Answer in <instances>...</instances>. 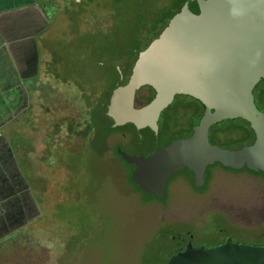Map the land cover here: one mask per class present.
I'll use <instances>...</instances> for the list:
<instances>
[{"label":"rangeland","instance_id":"374dc122","mask_svg":"<svg viewBox=\"0 0 264 264\" xmlns=\"http://www.w3.org/2000/svg\"><path fill=\"white\" fill-rule=\"evenodd\" d=\"M155 1L118 0L114 3L120 10L113 14L105 0H54L47 6L49 28L36 40L34 54L39 72L27 86L32 109L40 99L43 130L34 119L33 131L15 134L12 140L30 144L29 193L38 214L26 230L16 228L12 233L18 235L0 245V264H165L181 239L192 236L195 246L210 247L222 242L226 233L233 243L264 246V172H235L212 162L206 167L210 181L202 195L182 173L154 197L131 181L130 167L117 155L119 146L128 156L136 154L139 141L133 143L124 133L92 131L93 114L82 100V88L92 94V66L101 55L94 52L104 49L107 59L115 50L112 42L122 49L133 32L143 35L150 26L143 16ZM262 89L264 85L255 96L264 112ZM181 103H190L194 111L182 110ZM171 106L176 126L169 124L171 134H159L158 147H165L176 132L177 137H189L201 118L191 98L178 96ZM239 126L243 131L232 132ZM210 134L218 150H239L254 142L242 121H227ZM26 150L16 152L20 157ZM218 150L210 156L227 162Z\"/></svg>","mask_w":264,"mask_h":264},{"label":"water","instance_id":"95a60500","mask_svg":"<svg viewBox=\"0 0 264 264\" xmlns=\"http://www.w3.org/2000/svg\"><path fill=\"white\" fill-rule=\"evenodd\" d=\"M190 2L192 11L177 13L139 55L128 82L114 91L108 107L115 126L135 129L139 155L119 153L135 166L132 181L154 197L161 196L170 177L184 169L201 183L212 162L264 172V112L255 97L264 81V0ZM145 87L154 90V99L137 108L138 92ZM178 96L198 101L205 112L191 136L158 147L161 116ZM239 119L250 124L254 143L234 151L218 150L210 140L212 127ZM215 149L227 162L210 156ZM166 264H264V246L229 241L189 247Z\"/></svg>","mask_w":264,"mask_h":264},{"label":"crops","instance_id":"0c3cea01","mask_svg":"<svg viewBox=\"0 0 264 264\" xmlns=\"http://www.w3.org/2000/svg\"><path fill=\"white\" fill-rule=\"evenodd\" d=\"M53 1L0 0V245L15 236L12 232L16 228L24 226L19 231L26 230L27 222L33 223L38 214L29 193L33 189L29 187L32 160L26 150L30 144L12 140L15 134L33 131L34 119L43 130L40 99L33 101L36 105L32 109V92L27 86L39 72L34 61L36 40L49 28L46 8ZM22 126L25 129L19 128ZM17 149L26 152L19 157Z\"/></svg>","mask_w":264,"mask_h":264},{"label":"trees","instance_id":"16d2710c","mask_svg":"<svg viewBox=\"0 0 264 264\" xmlns=\"http://www.w3.org/2000/svg\"><path fill=\"white\" fill-rule=\"evenodd\" d=\"M82 1H81V3H78V4H84L88 0H84L83 2ZM105 1L109 4L111 3L110 5H112L111 7H113V8H111L112 11H109L111 14H113L114 11L119 12L120 7L116 6L114 3L115 1H118V0H105ZM190 1L191 0H171V1H168V3L164 4V5H160V3H159L160 0L155 1L153 9L150 10L149 12H146L143 16V19L147 20L150 23V26H147L146 32H143V35L140 34V36H137V31L133 32V35L130 38V43L127 46H126V44H124L122 49H120L118 46L115 45L114 42H112V45L115 46V50L112 51L111 56L107 59L104 58V54H103L105 52L104 49H101V51L97 50L94 52V54H101V55H97V58H99L100 60L96 59L97 62H95V65L92 66V94H91L89 89L82 88V92H83L82 100L84 101L87 110H89L93 114L91 116V121H92L91 126H92V131L96 135L103 130H107V133H109V134L119 132V133H124L125 135H127L128 139L130 137V139L132 140L133 143H136V144L138 143V137H137L136 131L133 127H129V126L117 127L114 125L113 119L108 115V107L110 104V97L118 87H121L128 82V79L132 73V69H133L139 55L144 50H146L149 47V45L162 33V31L167 26L169 21L177 13H179L182 9H185L187 13H190V11H192L194 6H193V4H191ZM74 3L77 4V2H74ZM109 44H111V43H109ZM263 85H264V81L261 82L257 86V88L255 89V92L260 86H263ZM141 91H142V93H140L141 97L136 99V107L137 108H142V107L148 105L154 99V96H155L154 90L150 87H145ZM260 97H261L262 101H264V89L260 90ZM188 98H190V97H188ZM194 101H196V100H194ZM196 102L199 105L197 112L199 113V116L201 115L200 117H202L204 112H205L204 107L198 101H196ZM256 104H257V102H256ZM257 106H258V104H257ZM172 108L173 107L170 106L165 112H163V114L161 116L163 118V123H162V125L159 123L160 137H161L162 133L165 134L166 132L167 133L171 132V126L169 124H173L176 126L175 122L178 118H174L175 115L170 116V114H169L171 112ZM181 109L185 110V111L193 110V106L190 103H181ZM259 109H260V107H259ZM198 121L194 125H197L199 123ZM236 121H242L244 124H246L248 126L250 132L253 134L254 141H255V133L251 129L250 124L241 120V119L234 120V121H228V122L235 123ZM160 122H161V120H160ZM225 122H227V121H225ZM225 122L220 123V124H224ZM220 124H218V125H220ZM218 125L212 127V129L217 128ZM212 129H211V131H212ZM237 131L238 132L243 131V128L239 126V127L232 130V132H234L235 134H237L236 133ZM192 133H193V130L191 131L190 134H192ZM169 134H171V133H169ZM176 134H177V132L173 133L172 136H174V135L175 136L170 137L167 145L171 144L175 140L183 139L179 136L177 137ZM221 134L222 133H220L218 131L216 133H214L215 136L217 135L218 140L221 139V137H220ZM211 137H212V134H210V140L212 142ZM230 139H231L230 141H232V138H230ZM85 147H86V145L84 147H82V149H81L82 152L76 156H80L83 153ZM138 154H139V149H138V145H137L136 154H133L129 157L136 158L138 156ZM70 156H74V155H70ZM119 158L122 159V156L121 157L119 156ZM123 161L125 162V164H128V166L130 167V171L128 172V176L130 178H132V172L135 169V166L129 164L125 160H123ZM72 169H74V167H72Z\"/></svg>","mask_w":264,"mask_h":264},{"label":"flooded vegetation","instance_id":"af4514ba","mask_svg":"<svg viewBox=\"0 0 264 264\" xmlns=\"http://www.w3.org/2000/svg\"><path fill=\"white\" fill-rule=\"evenodd\" d=\"M140 93H142V91H140V92H138V95H137V98H139V97H141V94ZM254 143V142H253ZM252 143V144H253ZM251 144V145H252ZM122 148L119 146V148L117 149V155L118 156H120L121 157V154L119 153V150H121ZM139 155V154H138ZM217 164H219V163H216V165ZM219 165H221V164H219ZM221 166H223V165H221ZM223 168H225V169H227V170H231V171H235V172H242L243 171V169H245V170H247V171H249L250 173H251V175L252 174H257L258 172H253V171H250L247 167H244V168H242V169H232V168H227V167H224L223 166ZM207 171V170H206ZM183 173V175H184V173L185 174H188V176L190 177L187 181H186V183H188V181H189V184L191 185L192 183H193V187H192V189H193V191L196 193V194H203L204 192H205V190L207 189V185H209V177H208V174L205 172V174H206V176L204 177V179L202 180V182L201 183H199V184H197L196 183V180H195V175L192 173V172H190L188 169H184L183 171H181V172H178V173H176V174H174L173 176H176V175H181ZM249 173V174H250ZM173 176L172 177H170V179L168 180V183H167V185H166V187L169 185V182H170V180L173 178ZM180 178V177H179ZM194 185H195V187H194ZM191 189V190H192ZM221 208H223V209H225L226 211H228V207H226V206H223V207H221ZM225 210H222L221 209V211L222 212H225ZM216 213H218V214H220V215H224L223 213H221L220 211H216ZM224 216H226L228 219H229V217L227 216V215H224ZM230 220V219H229ZM250 221H251V219H250ZM251 226V225H250ZM229 234H225L224 235V238H223V241L222 242H220L218 245H221V244H224V243H227V242H229V241H231V239L230 238H227V236H228ZM192 240H193V237L192 236H189V238L188 239H186V238H184V239H181V241L178 243L179 245H178V248L176 249V251L173 253V254H171V256H170V259L172 258V257H175V255H177V253L180 251V250H183V249H186V248H189V247H193V248H195V249H197V248H207V247H197V246H195L194 244H193V242H192ZM211 247V246H210ZM169 261V259L167 260V262ZM167 262H165V264L167 263Z\"/></svg>","mask_w":264,"mask_h":264}]
</instances>
